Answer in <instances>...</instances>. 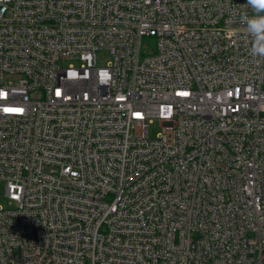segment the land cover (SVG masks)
<instances>
[{
	"label": "built area",
	"instance_id": "2783aa9c",
	"mask_svg": "<svg viewBox=\"0 0 264 264\" xmlns=\"http://www.w3.org/2000/svg\"><path fill=\"white\" fill-rule=\"evenodd\" d=\"M246 3L0 0V264H264Z\"/></svg>",
	"mask_w": 264,
	"mask_h": 264
},
{
	"label": "clouds",
	"instance_id": "9594fccd",
	"mask_svg": "<svg viewBox=\"0 0 264 264\" xmlns=\"http://www.w3.org/2000/svg\"><path fill=\"white\" fill-rule=\"evenodd\" d=\"M246 5L254 13L251 17H244L246 31L251 37L250 53L264 58V0H247Z\"/></svg>",
	"mask_w": 264,
	"mask_h": 264
},
{
	"label": "rangeland",
	"instance_id": "374dc122",
	"mask_svg": "<svg viewBox=\"0 0 264 264\" xmlns=\"http://www.w3.org/2000/svg\"><path fill=\"white\" fill-rule=\"evenodd\" d=\"M107 54H104V56L101 58V62H105L107 60ZM161 131L159 123L153 124L150 126L149 133L150 136L153 138L155 137L159 132ZM4 186H1L0 188V205L3 206L4 208L9 207V203L7 199L4 197Z\"/></svg>",
	"mask_w": 264,
	"mask_h": 264
},
{
	"label": "snow or ice",
	"instance_id": "6c2138e0",
	"mask_svg": "<svg viewBox=\"0 0 264 264\" xmlns=\"http://www.w3.org/2000/svg\"><path fill=\"white\" fill-rule=\"evenodd\" d=\"M184 95H187V93H184Z\"/></svg>",
	"mask_w": 264,
	"mask_h": 264
}]
</instances>
